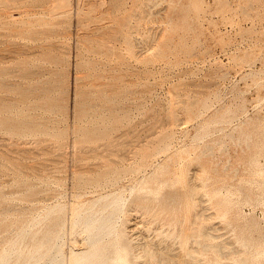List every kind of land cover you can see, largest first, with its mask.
Returning <instances> with one entry per match:
<instances>
[{
    "label": "rangeland",
    "instance_id": "rangeland-1",
    "mask_svg": "<svg viewBox=\"0 0 264 264\" xmlns=\"http://www.w3.org/2000/svg\"><path fill=\"white\" fill-rule=\"evenodd\" d=\"M8 1L9 4H15L14 0ZM39 1L41 0H29L27 3L34 9L33 5ZM42 1H47L44 3L47 8L55 5L54 0ZM18 2L15 5L18 4L19 7L24 1ZM70 3V10L67 12L69 15L66 13L69 18L65 13L63 17L61 13L49 19L56 27L58 22H64H61L58 28L53 27L54 31L46 30L55 35L43 40V47L46 48L39 50L40 56L28 57L31 58L28 60L35 59L39 74L42 75L46 71L43 76H39L40 79L36 76L35 83L28 80L21 82L18 78L28 61L25 60L27 57L12 54L13 50L27 42L21 32H16L20 26L12 32L0 29V42L4 43L0 44V48L6 46L0 55H4L5 60L11 59L4 60L0 67L6 64L5 68L12 72L6 77L8 84H14L15 80L20 81L18 85L12 86L11 83L4 89L0 88L4 91H0V97L3 94L2 97H6L8 101L7 108L0 106L4 109L3 112L0 111V146H4L0 147V157L5 156V159L0 158V210H10L4 214L0 211V247L4 249L8 246L7 241L11 240L9 237L14 236L17 228L20 229L23 218L24 227H27L33 217H43L48 208L61 205L64 207L63 248L67 261L72 241L76 239L75 247H82L80 235L71 234V207H86L101 195H111L109 199L121 195L125 202L124 209H128V212L121 218L119 228L124 231L126 239L136 246L134 250L140 262L144 260L142 248L144 250L147 243V246L152 245L154 250L160 247L159 249L169 256L184 255L182 243L173 235L181 227L192 225L186 220L190 214L186 209L188 210L187 201L191 197L189 187L193 178L192 183L195 185L192 186H205V190H197L198 194L201 192V196H204H196L197 200L200 197L201 202L198 201L197 205H200L196 206L195 213L193 212L199 214L198 218H203L196 222L198 228L196 223L193 226L197 230L205 227L216 237L204 240L201 236L198 241L218 243L224 247L227 255L229 253L228 259L220 258L219 254L211 249L203 252L202 246L199 247L194 242L195 244L190 246L198 249V254L195 253V264H207L215 258L227 264H234L233 260L238 258V253H234L241 249L238 244L241 228L250 225L253 231L248 233L249 236L264 241V204L260 201L264 192V183H260L264 176L257 174L264 164V0H71ZM79 9H82L85 15L80 13ZM91 17L96 20H91ZM127 17L131 18V21H128ZM80 20L83 26L79 24ZM124 25L126 28L128 25L133 28L129 26L126 29ZM124 34L128 35L124 39H131L126 40L133 42V47L130 43L127 44L128 41H124ZM80 41L81 44L78 45ZM56 47L58 50L62 49L61 52ZM127 47L131 50L127 51ZM10 50L11 54H4ZM59 56H62L64 61H57ZM75 78L81 79L78 88L81 84L80 89L83 91L90 89L88 86L92 87L94 94L80 93L82 97L78 95V98L75 91L78 80ZM37 79L41 83L38 85L42 91L37 85ZM31 84H36L37 90L40 88L39 92L42 93L38 92L40 95L36 97H26V100L21 98L19 91ZM20 85L28 87L20 89ZM46 85L51 89L49 93L52 94L48 93L51 97L43 92ZM53 88L55 92H52ZM101 91L107 94L103 95ZM62 94L64 97H61ZM56 95H60L59 98L62 99ZM92 95L98 98L95 99ZM83 97L89 99V102ZM107 97L110 100L104 101ZM81 103L85 113L95 105L90 109L92 117L89 113L87 116L82 113L83 110L80 112L81 108L84 109ZM172 110H176L173 111L175 115L171 113ZM77 111L83 118H80ZM169 112L174 118L177 117L176 121L173 116L169 117ZM23 115L27 117L26 120L31 121L34 130L27 128L18 132L10 130L11 128L4 124V121L8 120L21 121ZM78 127L82 130L77 131ZM88 128H94V132ZM74 131H77V136ZM17 132L23 133L20 135ZM86 134L92 137L87 138ZM111 142L114 147L119 146L113 148L114 151L110 149ZM80 147H83L81 150L86 153L78 151ZM74 151L75 154L79 152L81 157H76ZM84 153L87 155H83ZM98 153L101 154L100 157ZM109 165L111 169L115 168V172H110ZM105 166L110 176L106 173ZM213 168H216L215 171ZM100 171L104 174L99 173ZM100 174L105 177H100ZM155 175L159 177V181ZM85 179L87 182H84ZM92 179L95 183H92ZM207 179L212 181L206 182ZM242 180L246 183H242ZM113 182L114 184H111ZM240 184L244 190L240 191ZM133 186L135 189L131 191ZM148 187H151L153 192H149ZM28 189H31L30 196L34 194L33 198H27L26 194L30 193ZM32 190L37 193H32ZM246 192L251 193V200ZM140 199H147L146 203L150 206L152 204L150 217L146 216V211L142 212L135 206V201ZM224 201L230 204L225 216L224 209L218 205ZM35 208L38 209L37 213ZM151 217L155 223H152ZM174 217L182 220L183 224H177L180 228L174 224ZM3 218L6 221L1 220ZM167 218L171 220L168 221ZM12 220H15V223L19 221L17 226ZM6 222L10 224L7 226V232L6 226H3ZM10 226H13L14 231L12 228L10 230ZM37 227L39 228L33 226L31 232H36ZM13 236L12 239L16 238ZM25 238L22 246L30 245L31 237ZM143 243L145 244L142 245ZM154 244L158 247L154 248ZM160 259L161 257L152 258L146 264L174 263H160ZM14 262L11 261L10 264Z\"/></svg>",
    "mask_w": 264,
    "mask_h": 264
},
{
    "label": "bare ground",
    "instance_id": "bare-ground-1",
    "mask_svg": "<svg viewBox=\"0 0 264 264\" xmlns=\"http://www.w3.org/2000/svg\"><path fill=\"white\" fill-rule=\"evenodd\" d=\"M15 1V4H16V2H18V0H14ZM20 1V0H19ZM24 2L22 3V4H19V7L17 6V5H15V4H13V2H10V3H12V4H9V1L8 0H0V29H8L9 31H13V29H15V28H17V27H19L20 29L18 30V31H16V32H21V34L23 35V36H25L24 38L25 39H27V42L24 44V45H21V47H19L17 50H13L12 51V54L13 53H15L16 55H19V57H27V58H25V60H28V59H31V58H28V57H31V56H40V54H39V50L41 49H44V47L46 48V46H44L43 47V40H45V39H49V37H51V36H53V35H55V34H50L48 31H52L53 30V27H56V26H54L55 25V23H52L51 21H49V19L51 18L52 19V16L53 15H56V14H63V13H65V15H67L68 13V11L70 10H68V8L71 6V0H54L55 2H54V6L51 8H47V5L45 4L44 5V3L46 2L47 3V1H39V2H37V4H35V2H34V4L35 5H33V6H35V8L33 9L32 8V6L30 7V5L27 3L29 0H23ZM19 3V2H18ZM30 3V2H29ZM31 4V3H30ZM17 8V9H16ZM32 8V9H31ZM82 8V7H81ZM92 8V7H91ZM14 10H16V12H17V10H18V12L15 14L14 13ZM35 10V11H34ZM72 10V9H71ZM79 10H81L82 11V9H79ZM80 11V13H82V14H84L85 15V13H84V11H82L81 12ZM92 11V10H91ZM72 12H73V10H72ZM71 12V13H72ZM67 13V14H66ZM89 13V12H88ZM75 14V13H74ZM57 15V16H58ZM69 15V14H68ZM68 15L66 16V17H68ZM72 14H70V16H71ZM83 15V16H84ZM89 16H91L90 14H89ZM118 16V15H117ZM60 17V16H59ZM61 17H62V15H61ZM63 17H65L64 16V14H63ZM130 17V16H129ZM69 18V17H68ZM92 19L91 20H93V21H95L96 19L95 18H97L96 16H95V18H93V17H91ZM113 18V17H112ZM128 18V17H127ZM79 19V18H78ZM95 19V20H94ZM98 19V18H97ZM131 19V18H130ZM129 18H128V21H131ZM81 20H83V18H81ZM79 21V24L80 25H84L83 23H82V21ZM99 20V19H98ZM127 20V19H126ZM61 22H64V21H61ZM61 22H58L59 23V25H61ZM77 22V21H76ZM58 23H57V25H58ZM127 23V22H126ZM19 24V25H18ZM65 24H67V23H65ZM70 23H68V25H69ZM78 24V25H79ZM122 24V23H121ZM129 24V23H128ZM58 25V26H59ZM77 25V26H78ZM58 26L56 27V28H58ZM129 26H131V25H128V27L127 28H129ZM124 28H126L125 27V25L123 26ZM122 27V28H123ZM132 28H133V26H131ZM123 28V29H124ZM126 28V29H127ZM132 28H131V30H132ZM46 30H48V31H46ZM120 30H122L121 28H120ZM119 30V31H120ZM130 29H128V31H129ZM131 30H130V32H131ZM54 31V30H53ZM123 31V30H122ZM10 32V33H11ZM8 33V32H7ZM15 33V32H14ZM119 33H121V32H119ZM126 33V32H125ZM127 33H129V32H127ZM0 34H2V32L0 33ZM4 34H6L5 32H4ZM20 34V33H19ZM121 34H123V33H121ZM130 34V33H129ZM131 34H132V32H131ZM11 34H8V36H10ZM125 36H123V39H124V37H126V36H128L127 34H124ZM2 36V35H1ZM66 36V35H65ZM62 37V36H61ZM63 37H64V34H63ZM62 37V38H63ZM2 38V37H1ZM4 38V37H3ZM118 38V37H117ZM116 38V39H117ZM131 38V37H130ZM79 39V38H78ZM126 39H128V40H131V39H129V38H126ZM126 39H124V41L126 40ZM62 40H64V39H62ZM128 40H126V42L128 41ZM2 41V40H1ZM45 42V41H44ZM78 42V41H77ZM130 43V45L132 46L133 44H131V43H133V42H131V41H128V43L127 44H129ZM0 44L2 45V44H4V43H1L0 42ZM14 44V43H13ZM81 44V41L79 42V44L78 45H80ZM4 46V45H3ZM129 46V45H128ZM131 46H130V48H131ZM5 47V48H4ZM2 49L0 48V53H2L3 51L2 50H4L5 51V49H6V46H4ZM49 47V46H48ZM52 47V46H51ZM50 47V49H52ZM63 47H65V46H63ZM133 47V46H132ZM60 48H61V45H60ZM128 48V47H127ZM126 48V49H127ZM55 49V48H54ZM56 49L58 50V48L56 47ZM114 48L112 47V50H113ZM131 49H133V48H131ZM131 49H129L128 48V50L127 51H130ZM150 49V48H149ZM61 50L62 49H60V50H58L59 52H61ZM119 51V50H118ZM147 51V50H146ZM8 52H10L9 54H11V50L10 51H7V52H5L4 54H7ZM42 52V51H41ZM62 53H63V51H62ZM128 53V52H127ZM159 53V52H158ZM39 54V55H38ZM41 54H43V53H41ZM129 54V53H128ZM131 54V53H130ZM130 54H129V56H130ZM64 56H65V54H64ZM131 56H132V54H131ZM56 57H57V55H56ZM59 57H61L62 58V56H59ZM59 57L56 59L55 58V61L57 60V61H60V60H63V58L62 59H59ZM37 58H40V57H37ZM125 58H127V57H125ZM18 59V58H17ZM33 59V58H32ZM5 60V56L4 55H0V63L1 64H3V61ZM13 60V59H12ZM5 61H11V59L9 58V59H6ZM21 62H25L24 60L22 61V60H20ZM36 61H37V59H36ZM64 61V60H63ZM115 61V60H114ZM77 62H78V60H77ZM79 64V63H78ZM126 64V63H125ZM8 65V64H7ZM25 65H27V66H25V67H23L22 68V71H21V74L19 75V80L22 82L23 80L25 81V80H28V82L29 81H35V78H36V76H38L37 78H41V77H39L40 75H41V73L39 74V71L37 70L38 68H37V66H38V64L35 62V59L34 60H28L26 63H25ZM5 66H6V64H5ZM5 66L4 67H0V88L2 87L3 89H4V87L7 85V86H10V84L12 85V86H14V85H18L19 83H20V81L19 80H15V82H14V84H13V82H10V84H8L7 82H6V77H8V75L10 74V72L11 71H9L7 68H5ZM78 66V65H77ZM7 67V66H6ZM79 67V66H78ZM77 67V68H78ZM9 68V67H8ZM30 68H32V69H30ZM41 71H42V69H41ZM13 72H15V71H13ZM17 72V71H16ZM12 73V72H11ZM46 73V71L45 72H43L42 73V75L41 76H43V74H45ZM18 76V75H17ZM77 77V76H76ZM75 79H77V78H75ZM38 80V79H37ZM78 80V79H77ZM77 80H75V81H77ZM79 80H81V79H79ZM79 80L77 81V85H76V87L77 86H79L80 84H79ZM8 81V80H7ZM39 81V80H38ZM38 81H36L37 82V85H38V83L39 84H41L40 83V81L38 82ZM27 82V81H26ZM25 82V83H26ZM35 83V82H34ZM29 84V83H28ZM23 85V84H22ZM22 85H20V86H22ZM37 85L36 84H31V86H25V87H21L20 89H22V88H26V87H28V88H26V89H22L21 91H19V95H21L22 97L21 98H23L24 97V99L26 98V97H36V96H38V95H40L42 92H39L40 91V86L38 85V87H40L39 88V91L37 90L38 89V87H37ZM47 87H48V85H46ZM91 86H94V85H91ZM97 86H99V85H97ZM43 88L44 89V94L45 95H47L48 97L52 94H50L49 92H51V89L48 87V88ZM81 87H82V84H81ZM80 87V88H81ZM85 87V86H84ZM95 87V86H94ZM93 87V88H94ZM103 87L104 88H106L105 87V85L103 84ZM56 88V87H55ZM78 88V87H77ZM77 88H75L76 90V95L78 96L80 93H84V94H88V93H90V94H92L94 91H92L91 90V88L92 87H87V88H90V89H88V90H81L80 88H78V90H77ZM86 88V87H85ZM85 88H83V89H85ZM97 89H99V87H96ZM6 89V88H5ZM8 89V88H7ZM19 89V88H18ZM96 89V90H97ZM112 89V88H111ZM114 89V88H113ZM117 89V88H116ZM119 89H120V87H119ZM95 90V91H96ZM102 90V89H101ZM0 91H2V89L0 90ZM41 91H42V88H41ZM55 92V90H54V88H53V90H52V92ZM57 91V90H56ZM98 91V90H97ZM114 91H115V89H114ZM4 91H2V93H3ZM40 94H39V93ZM65 92V91H64ZM102 93L101 94H107V93H104L103 91H101ZM127 92V91H126ZM50 95H49V94ZM99 93H100V90H99ZM115 93V92H114ZM1 94V93H0ZM43 94V95H44ZM94 94V93H93ZM95 94H97L96 92H95ZM44 95V96H45ZM75 95V94H74ZM2 96H3V94H2ZM0 97V106H4L5 108H7L8 107V101H7V98L6 97ZM53 96V95H52ZM58 98H59V96L60 95H56ZM63 96V94L61 95V97ZM80 96V98L82 97L81 95H79ZM79 96H78V98H79ZM91 96V95H90ZM90 96H88V97H90ZM92 96H94V95H92ZM107 96V95H106ZM108 96H109V94H108ZM112 96H114V95H112ZM112 96H110L109 98L111 99V97ZM51 97V96H50ZM60 97V98H61ZM64 97V96H63ZM74 97H76V96H74ZM95 97V96H94ZM103 97V96H102ZM41 98V97H40ZM59 98V99H60ZM83 98H85L86 99V101H88L89 102V99L87 100V98L86 97H83ZM91 98V97H90ZM98 97H95V99H97ZM104 98V97H103ZM108 97L107 98H105V100L104 101H108V100H110ZM27 99V98H26ZM25 99V100H26ZM36 99V98H35ZM34 99V100H35ZM54 100H55V97L53 98ZM62 99V98H61ZM73 99H75L76 100V98H73ZM107 99V100H106ZM29 100V99H28ZM31 100H33V98L31 99ZM78 100V99H77ZM76 100V101H77ZM56 101V100H55ZM58 101H60V100H58ZM29 102V101H28ZM28 102H26V103H28ZM60 102H62V101H60ZM79 103L81 102L80 100L78 101ZM85 102V101H84ZM22 103V102H21ZM63 103V102H62ZM87 103V102H86ZM174 103V102H173ZM76 104V103H75ZM82 104V103H81ZM85 104V103H84ZM88 104V103H87ZM27 105V104H26ZM57 105H59V103L57 104ZM76 105H79V104H76ZM83 105V104H82ZM86 105V104H85ZM30 106V105H29ZM56 106V105H55ZM60 106V105H59ZM91 106V105H90ZM93 107L95 106V105H92ZM97 106V105H96ZM61 107V106H60ZM89 107V106H88ZM93 107H91V108H93ZM30 108V107H29ZM57 108V107H56ZM65 108V107H64ZM78 108H79V106H78ZM83 108H84V105H83ZM90 108V109H91ZM89 109V108H88ZM89 109V112H87V113H85L84 111H85V108L84 109H82L81 108V110H80V112L83 110V112L82 113H84L85 115L86 114H88L90 117H92L91 115H92V113H91V115H90V110ZM95 109V108H94ZM2 110V111H1ZM3 110L4 109H1V107H0V111L1 112H3ZM49 110V109H48ZM179 110V109H178ZM185 110V109H184ZM6 111V110H5ZM16 111V110H15ZM88 111V110H87ZM108 111V110H107ZM118 111V110H117ZM173 111H176V110H172L171 111V113H173V115H175L176 113L175 112H173ZM78 113H79V111H77ZM92 112V111H91ZM110 112V111H109ZM43 113V112H42ZM76 113V112H75ZM74 113V114H75ZM81 113V114H82ZM170 113V112H169ZM171 113H170V115H169V117H172L173 115H171ZM83 114V115H84ZM34 115V114H33ZM32 114H31V116H33ZM79 115H80V113H79ZM85 115H84V117H85ZM28 116V115H27ZM34 116H37V115H34ZM87 116V115H86ZM88 116V117H89ZM94 116V115H93ZM177 116H179L178 114H177ZM83 118V116H81L80 115V118ZM26 116L25 115H23V119L21 120V121H10V120H8V121H4V124L6 125V126H8L9 128H11L10 130H16V131H21V130H23V129H27V128H29V129H32V130H34V127H33V125L31 124V121H28L29 119H27L26 120ZM28 118H29V116H28ZM33 118V117H32ZM36 118H38V117H36ZM110 118H112V117H110ZM173 118H174V116H173ZM172 118V119H173ZM179 118V117H178ZM35 119V118H34ZM34 119H33V121H34ZM85 119V118H84ZM172 119H170V120H172ZM175 119H177V117L176 118H174L173 120H175ZM31 120V119H30ZM37 120V119H36ZM78 120H80L79 119V117H78ZM111 120V119H110ZM180 120V119H179ZM76 121V120H75ZM106 121V120H105ZM176 121V120H175ZM178 121V120H177ZM75 123H77V121L75 122ZM174 123V122H173ZM172 123V124H173ZM176 123L177 122H175V125H176ZM184 124V123H183ZM36 125V124H35ZM41 125V124H40ZM81 125V124H80ZM84 125V124H83ZM82 125V126H83ZM5 126V127H6ZM8 127H6V128H8ZM77 127V126H76ZM87 127V126H86ZM90 127V126H89ZM91 127H93V126H91ZM37 128V127H36ZM84 128V127H83ZM96 128H97V126H96ZM99 128V127H98ZM235 128V127H234ZM41 129L42 128H40V131H41ZM73 129V128H72ZM75 129V128H74ZM77 129V128H76ZM86 129V128H85ZM89 129V128H88ZM92 129V128H91ZM91 129H89V130H91ZM94 129V128H93ZM92 129V131L94 132V130ZM100 129V128H99ZM99 129H97V130H99ZM104 129V128H103ZM37 130H38V128H37ZM36 129H35V131L34 132H36L37 131ZM82 130V128H79L78 127V129H77V131H81ZM109 130V129H108ZM9 131V130H8ZM14 131H11V132H13L14 133ZM39 131V132H40ZM77 131H74V132H76L75 133V135L77 136ZM95 131H96V129H95ZM104 131H105V129H104ZM17 132V133H18ZM38 132V133H39ZM54 133H55V131H53ZM91 132V131H90ZM107 132V131H106ZM21 134L23 133V132H20ZM20 133H18V134H20ZM26 133V132H25ZM25 133H24V136H25ZM50 133V132H49ZM73 133V132H72ZM82 133V132H81ZM87 133V132H86ZM20 134V135H21ZM32 134H34V133H32ZM51 134V133H50ZM91 134V133H90ZM97 135V134H96ZM82 136H83V134H82ZM86 136H87V134H86ZM86 136H84V137H86ZM88 136H91V135H89L88 134ZM87 136V138H89ZM92 137V136H91ZM93 137H94V134H93ZM21 138V137H20ZM26 138V137H25ZM86 138V139H87ZM75 139V138H74ZM249 139V138H248ZM4 140V139H3ZM77 140V139H76ZM83 140V139H82ZM92 143V142H91ZM112 143V142H111ZM120 143V142H119ZM126 143V142H125ZM124 143V144H125ZM116 144V143H115ZM121 144V143H120ZM129 144H130V140H129ZM128 144V145H129ZM165 144V143H164ZM238 144H240V143H238ZM12 145H14V144H12ZM123 145V144H122ZM2 146V145H1ZM0 146V147H1ZM82 146V145H81ZM104 146V145H103ZM111 146V145H110ZM109 146V147H110ZM118 145H115V147L113 146V143H112V148H110V149H112L113 150V148L115 149L116 147H117ZM124 146V145H123ZM3 148H4V146H2ZM85 147V146H84ZM108 147V146H107ZM106 147V148H107ZM119 147V146H118ZM117 147V148H118ZM120 147H122V146H120ZM225 147V146H224ZM98 148V147H97ZM96 148V149H97ZM100 148V147H99ZM158 148V147H157ZM78 149V148H77ZM81 149H83V147L81 148L80 147V149L78 150V151H80ZM89 149H90V147H89ZM91 149H92V147H91ZM90 149V150H91ZM95 149V150H96ZM156 149V148H155ZM160 149V148H159ZM158 149V150H159ZM169 149V148H168ZM84 150H86V148L84 149ZM90 150H88V151H90ZM95 150H94V153H96L95 152ZM112 150H110V151H112ZM161 150V149H160ZM7 151V150H6ZM87 151V150H86ZM114 151V150H113ZM116 151V150H115ZM178 151H180V150H178ZM82 152H85V151H83V150H81V153ZM93 152V151H92ZM91 152V153H92ZM186 152H189V151H186ZM185 152V153H186ZM2 153V152H1ZM79 153V152H78ZM78 153H76L75 154V151H74V154H75V156L76 157H78V156H80V155H78ZM86 153V152H85ZM83 154V155H87V154ZM90 153V152H89ZM112 153V152H111ZM113 153H115V152H113ZM158 153V152H157ZM203 153V152H202ZM80 154V153H79ZM99 154V153H98ZM156 154V153H155ZM3 155V154H2ZM82 155V154H81ZM91 155V154H90ZM207 155H209V154H207ZM206 155V156H207ZM1 156V155H0ZM92 156V155H91ZM94 156V155H93ZM99 157L101 156V154H99L98 155ZM106 156V155H105ZM125 156V155H124ZM5 156L3 155L2 157H0V158H4ZM81 157V156H80ZM79 157V158H80ZM95 157H97V155L95 156ZM104 157V156H103ZM159 158V157H158ZM5 159V158H4ZM8 159V158H7ZM2 160V159H1ZM81 160V159H80ZM154 160V159H153ZM176 162V161H175ZM153 163V162H152ZM151 163V164H152ZM179 164V163H178ZM97 166V165H96ZM114 166V165H113ZM113 166H112V168H113ZM24 167H25V165H24ZM100 167V166H99ZM106 167V173H108V175H109V170L111 169V166L109 165L108 167V169H107V166H105ZM104 167V168H105ZM116 167V166H115ZM96 168V167H95ZM132 168V167H131ZM120 169V168H119ZM127 169V168H126ZM182 169V168H181ZM208 169V168H207ZM214 169V171H215V169L216 168H213ZM213 169H212V171H213ZM103 170V169H102ZM114 171L115 170V168H113V169H111L110 170V172L111 171ZM129 170V169H128ZM131 170V169H130ZM210 170H211V168H210ZM36 171H37V169H36ZM86 171H88L87 169H86ZM86 171H85V173H86ZM90 171V170H89ZM105 170H103V172H104ZM108 171V172H107ZM117 171H121V170H117ZM123 171V170H122ZM205 171H207V170H205ZM75 172V171H74ZM79 172H81V171H79ZM83 172V171H82ZM103 172H99V173H102V174H104ZM115 172V171H114ZM113 172V173H114ZM124 172H125V170H124ZM144 172V171H143ZM195 172V171H194ZM204 172V171H203ZM202 172V173H203ZM237 172V171H236ZM78 173V172H77ZM96 173V172H95ZM106 173L104 174V175H106ZM113 173H112V175H113ZM120 173H122V172H120ZM119 173V174H120ZM206 173V172H205ZM204 173V174H205ZM24 174V173H23ZM76 174V173H75ZM74 174V175H75ZM102 174H100V177L102 176ZM125 174V173H124ZM151 174V173H150ZM207 174V173H206ZM257 174H259V175H261V176H264V164H263V166H262V168L259 170V172L257 173ZM73 175V176H74ZM80 175V174H79ZM96 175V174H95ZM94 175V176H95ZM98 176H99V174H97ZM111 175V174H110ZM109 175V176H110ZM183 175V174H182ZM192 175V174H191ZM194 175V174H193ZM203 175V174H202ZM208 175V174H207ZM209 175H210V172H209ZM237 174L235 173V175L234 176H236ZM26 176V175H25ZM77 177H78V174L76 175ZM93 176V175H92ZM98 176H97V178H98ZM109 176H106V177H109ZM122 176V175H121ZM211 176V175H210ZM209 176V177H210ZM226 176H228V175H226ZM76 177V178H77ZM84 177V176H83ZM96 177V176H95ZM103 177H105V176H102V178ZM117 177H118V175H117ZM75 178V177H74ZM75 178V179H76ZM79 178H82V177H79ZM88 178V177H87ZM154 178V177H153ZM155 178H157V180H158V178L159 177H156V175H155ZM162 178H163V176H162ZM200 177H198V179H199ZM212 178V177H211ZM233 178H235V177H233ZM83 179V178H82ZM94 179V178H93ZM92 179V180H93ZM99 179V178H98ZM97 179V180H98ZM101 179V178H100ZM106 178H104V180H105ZM132 179V178H131ZM187 179V178H186ZM196 179V178H195ZM231 179V178H230ZM79 180V179H78ZM149 180H150V177H149ZM161 180V179H160ZM192 180H193V178H192ZM191 180V187H189V189L191 188V197L190 198H188V201H187V205H188V210L186 209V211H188L190 214H189V216H188V218L186 219L187 220V222L190 224V223H192V225H188L187 227H179V226H177V224H179L180 222H182V220L181 219H177V217H174V218H176L175 219V225L177 226V227H179L178 229V231L177 232H175L174 233V238H176L177 240H179L181 243H182V246H183V248H184V251H182V252H184V255H174V256H169L168 255V253L167 254H164L163 253V251H162V249L160 250L159 248V251H157L158 249H156V250H154V249H152L151 247H152V245L151 246H147L148 245V243H147V245H145L144 246V250H143V248H142V251H143V254H142V257L144 258V260H142L141 262H140V260H139V256L136 254V252H135V250H134V248H136V246L134 247V245H132L131 244V242L128 240V239H126V237H125V234H124V231H121L120 230V228H119V222H120V220H121V218L128 212L127 210H125L124 208H125V202H124V200L122 199V196L121 195H115V196H113L111 199H109L110 198V196L111 195H101V194H103V193H101V194H99V195H101V196H99L95 201H93L92 203H90L88 206H86L85 207V205H84V207L82 206V207H80V206H76V205H74L73 207H71L72 209V212H71V210H70V214H71V216H70V219H71V226H70V230H71V234H79L80 235V237H81V239H82V247H80L79 249L77 248V247H75V245L77 244V240L75 239V241L73 242L72 241V243H71V248H70V252H69V255H68V260L66 261V257L64 256L65 254H64V248H63V239H64V235H65V226H64V222H63V211H64V207L63 206H61V205H54L53 207H50V208H48L47 209V211H46V213L44 214V216L43 217H39V216H35V217H33V219L32 220H29V221H31L30 222V224L27 226V227H24V224H25V219L23 218V220H24V224L23 223H20L21 225H22V227H20L21 225H19V228L20 229H18L17 228V230L19 231H17V232H15V234H14V236L16 235V233L18 234L17 236H15L16 238H14V236H13V238L14 239H12L11 237H9L11 240H8L9 241V243H8V241H7V245H6V242H4L5 243V246H7L6 248L4 247V249H2V247H0V249H1V251H0V264H10V262L11 261H15L14 262V264H146L147 263V261H150L152 258L153 259H159V257H161V259L160 260H158V261H160V263H168V262H174L175 264H195V260H196V257H195V253H197L198 252V249L197 248H193V247H191L190 245H192L194 242H196L197 243V246H199V245H201L202 246V251L204 250H209V249H211V251H213L214 253H217V254H219V256H220V258H222V257H224V258H226V259H228L227 258V256L229 255V253H228V255L224 252V247L222 248L221 247V245L219 244L218 245V243L217 244H214V243H204V242H200V241H198L199 240V237H201L202 236V238L204 239V240H208V239H211L212 240V238H216L215 236H213L212 235V232L210 233V231H208L205 227V229L203 228V229H201V230H197V228L199 227V226H197L198 224V222H200L199 221V219H200V216H199V218L197 217L199 214H193V212L195 211V209L197 208L196 206H199V205H197L198 204V201L200 200V197L201 198H203V196H204V194H203V196H201L202 195V193L200 192V194H198V191H201V189H203V190H205V186L202 188L201 186L199 187L198 185V188L195 186H192L193 184L195 185V183H192L193 181ZM200 180L201 181H203L201 178H200ZM208 180H210V179H207V181L206 182H208ZM233 180V179H232ZM239 181H240V179H238ZM249 180V179H248ZM26 181V180H25ZM46 181V180H45ZM76 181V180H75ZM82 181V180H81ZM86 181V179L84 180V182ZM94 182H92V183H95V180H93ZM100 181V180H99ZM101 181H103V179L101 180ZM106 181V180H105ZM111 181V180H110ZM114 181V180H113ZM145 181V180H144ZM148 181V180H147ZM151 181V180H150ZM159 181V180H158ZM162 181V180H161ZM160 181V182H161ZM210 181H212V180H210ZM242 181H244V180H242ZM263 181H264V179H263ZM261 182L260 183V185H262L264 182ZM23 182V181H22ZM77 182H79V181H77ZM87 182V181H86ZM98 182V181H97ZM108 181H106V183H107ZM152 183H153V181H151ZM197 182V181H196ZM206 182H203L204 184L206 183ZM241 182V181H240ZM248 182V181H247ZM52 183V182H51ZM89 183V182H88ZM146 183V182H145ZM157 183H159V182H157ZM189 183V184H190ZM242 183H246V181H244V182H242ZM43 184V183H42ZM57 184V183H56ZM78 184H80V183H78ZM84 184H86V183H84ZM111 184H114V182L113 183H111ZM111 184H108V185H111ZM184 184V183H183ZM188 184V185H189ZM211 184H212V182H211ZM237 184H239L238 183V181H237ZM46 185V184H45ZM91 185V184H90ZM148 185V184H147ZM147 185H146V187H147ZM150 185V184H149ZM203 185V184H202ZM246 184H244V186H245ZM248 185V184H247ZM27 186H28V183H27ZM32 186V185H31ZM30 186V187H31ZM48 186V185H47ZM50 186V185H49ZM82 186H83V183H82ZM92 186V185H91ZM94 186H96V185H94ZM151 186V185H150ZM153 186H154V183H153ZM190 186V185H189ZM239 186V185H238ZM22 187V186H21ZM33 187V186H32ZM32 187H31V189H32ZM75 187L77 188V186H76V183H75ZM81 186H79V188H80ZM86 187V186H85ZM145 187V186H144ZM143 187V188H144ZM145 187V188H146ZM237 187V186H236ZM240 191L241 190H244V187H243V185H241L240 184ZM28 188V187H27ZM27 188H26V190H27ZM35 188V187H34ZM44 188V187H43ZM92 188V187H91ZM106 188H107V186H106ZM105 188V189H106ZM149 188V192L150 191H152V188L151 187H148ZM238 188V187H237ZM246 188V187H245ZM30 189V190H31ZM59 189V188H58ZM96 189V188H95ZM135 189V187L133 186V187H131V191H133ZM189 189H187L188 191H189ZM200 189V190H199ZM26 190H25V192H26ZM29 190V189H28ZM30 190H29V192H30ZM36 190V189H35ZM34 190V191H35ZM78 191L80 190V189H77ZM76 190V191H77ZM100 190V189H99ZM101 190H102V187H101ZM185 190V189H184ZM198 190V191H197ZM246 190V189H245ZM33 191V190H32ZM32 192V193H35V192ZM76 191H75V193H76ZM95 192H98V191H96V190H94ZM103 191V190H102ZM109 191H111V190H109ZM116 191V190H115ZM187 191V192H188ZM251 191V190H250ZM249 191V192H250ZM21 192V191H20ZM24 192V193H25ZM28 192V191H27ZM104 192V191H103ZM153 192V191H152ZM22 193V192H21ZM23 193V194H24ZM37 193V192H36ZM35 193V194H36ZM100 193V192H99ZM204 193V192H203ZM242 193V192H241ZM243 193H244V191H243ZM11 194V193H10ZM14 194V193H13ZM29 194H31V192L30 193H28V194H26V195H28V199L30 198V197H32L33 198V195L34 194H32L31 196L29 195ZM188 195H189V193H187ZM251 194V193H250ZM250 194H248L247 192H246V195H247V197H248V199H250L251 197H250ZM25 195V194H24ZM198 195H200V197H199V200H197V197H198ZM15 196V195H14ZM37 196H39V195H37ZM77 196V195H76ZM197 196V197H196ZM93 197V196H92ZM189 197V196H188ZM36 198V197H35ZM125 198V197H124ZM77 199V198H76ZM185 199V198H184ZM212 199V198H211ZM37 199H35V201H36ZM73 200V199H72ZM145 200H147V199H145ZM144 199H140V200H138L137 202L135 201V206L136 207H138L139 209H141L142 210V212H143V210L144 211H146V213L149 215L150 213H151V210H152V204H151V206L148 204V203H146V201H145ZM251 200V199H250ZM54 201V200H53ZM56 201H57V199H56ZM76 201V200H75ZM163 201V200H162ZM210 201V200H209ZM260 201H261V203L262 204H264V192L262 193V195H261V197H260ZM31 202H32V200H31ZM30 202V203H31ZM170 202V201H169ZM173 202V201H172ZM199 202H201V200L199 201ZM250 202V201H249ZM86 203V202H85ZM180 203V202H179ZM202 204H203V201H202ZM201 204V205H202ZM49 205V204H48ZM71 205H73V203L71 204ZM79 205V204H78ZM169 205V204H168ZM173 205V204H172ZM204 205V204H203ZM202 205V206H203ZM218 205L221 207V208H223L224 209V211H223V216H225L226 215V213L228 212V210H229V202L228 201H224V202H221V203H218ZM174 206V205H173ZM206 206V205H205ZM209 206V205H208ZM216 206V205H215ZM11 207V206H10ZM13 207V206H12ZM158 207V206H157ZM201 207V206H200ZM154 208V207H153ZM172 208V207H171ZM185 208H187V207H185ZM206 207H204V209H205ZM215 208V207H214ZM22 209V208H21ZM41 209V208H40ZM39 209V210H40ZM177 209L178 208H176V212H177ZM182 209H183V205H182ZM181 209V210H182ZM207 209H208V207H207ZM9 210V209H8ZM8 210H6V211H8ZM34 210H36V213H37V210L38 209H34ZM45 210V209H44ZM157 210V209H156ZM180 210V211H181ZM199 210V209H198ZM1 211V210H0ZM5 211V212H6ZM10 211V210H9ZM11 211H12V209H11ZM14 211V210H13ZM23 211V210H22ZM43 211V210H42ZM184 211V210H183ZM182 211V212H183ZM200 211V210H199ZM202 211V210H201ZM208 210H206V212H207ZM3 212V214L5 213L4 211H3V209H2V211H1V213ZM40 212V211H39ZM130 212V211H129ZM173 212V211H172ZM202 212H205V211H202ZM0 213V214H1ZM8 213H10V212H8ZM33 213H35V212H33ZM42 212H40V214H41ZM185 213V212H184ZM187 213V212H186ZM195 213V212H194ZM199 213V212H198ZM2 214V215H3ZM7 214V213H6ZM5 214V216H7ZM130 214V213H129ZM129 214H127V215H129ZM145 214V213H144ZM174 214H175V212H174ZM178 214V213H177ZM188 214V213H187ZM12 215H14V214H12ZM31 215H32V213H31ZM31 215H29L30 217H32ZM36 215V214H35ZM148 215H146L147 217H150V215L148 216ZM159 215V214H158ZM176 215V214H175ZM174 215V216H175ZM179 215V214H178ZM186 215V214H185ZM184 215V216H185ZM212 215V214H211ZM1 216V215H0ZM4 216V217H5ZM10 216V215H9ZM25 216V215H24ZM23 216V217H24ZM126 216V215H125ZM163 216V215H162ZM161 216V217H162ZM180 216V215H179ZM203 216H204V213H203ZM206 216H210V215H206ZM205 216V217H206ZM19 217H21V216H19ZM154 217V216H153ZM153 217H151L152 219H153ZM204 217V218H205ZM228 217V216H227ZM11 218V217H10ZM28 218V217H27ZM27 218H26V220H27ZM150 218V221L152 220ZM170 218H172V216L170 217ZM169 218V219H170ZM202 216H201V219L200 220H202ZM207 218V217H206ZM208 218H210V217H208ZM164 219V218H163ZM168 219V218H167ZM169 219H168V221H169ZM1 220H5V218H3V219H1ZM16 220H18V219H16ZM156 220V219H155ZM162 220V219H161ZM171 220V219H170ZM183 220H184V218H183ZM207 220V219H206ZM6 221V220H5ZM5 221H4V223H5ZM7 221H8V219H7ZM13 221V223L16 225V223H18L19 221H20V219H19V221L18 222H16L15 223V220H12ZM153 222L152 223H155L154 222V219L152 220ZM158 221H159V219H158ZM158 221H156V223L158 222ZM70 222V221H69ZM161 222H163V220L161 221ZM197 222V223H196ZM0 223H1V221H0ZM12 223V222H11ZM12 223V224H13ZM194 223H196V226H197V228L195 229V227L193 226V225H195ZM3 224V223H2ZM7 224V225H6ZM6 224L5 225H3L5 228H6V232H7V226H8V224H9V222L7 223L6 222ZM27 224V223H26ZM173 224V225H174ZM182 224H183V222H182ZM232 224V223H231ZM10 225V224H9ZM168 225H169V223H168ZM171 225V224H170ZM199 225H200V223H199ZM204 225V224H203ZM0 226H2V225H0ZM17 226V225H16ZM16 226H15V228H16ZM26 226V225H25ZM33 226H39V228L37 227V231L36 232H31V228L33 227ZM4 227H2V228H4ZM13 227V226H12ZM11 226L9 227L10 228V230H12L13 229V231H14V228H12ZM174 227V226H173ZM208 227V226H207ZM12 228V229H11ZM202 228V227H201ZM211 228V227H210ZM213 228V227H212ZM33 229V228H32ZM1 230V229H0ZM241 231H239V233H240V238L238 239V244H239V246H240V248L241 249H238L237 250V252H235L234 254L236 255V253H238V258L237 257H235L236 259L235 260H233V261H235V263L234 264H264V241L262 242L261 241V238L260 239H258L257 238V240L255 239V238H253L252 236H249L250 234H248V233H251L253 230H252V227L250 226V225H246V227H243V228H241L240 229ZM13 231H12V233H13ZM211 231H212V229H211ZM1 232V231H0ZM173 232V231H172ZM171 233V232H170ZM169 233V234H170ZM2 234H4V233H2ZM6 234H8V233H5V235ZM9 234H10V232H9ZM248 235V236H247ZM27 236H30L31 237V239H30V243L29 242H27V243H29L30 245H26V246H22V243L24 242V240L26 239L25 237H27ZM73 236V235H72ZM219 237V236H218ZM1 238H2V236H1ZM4 238V237H3ZM6 238H8V236L6 237ZM5 238V239H6ZM2 240V239H1ZM203 240V241H204ZM26 241V240H25ZM28 241V240H27ZM1 242V241H0ZM3 242V241H2ZM147 242V241H146ZM199 242V243H198ZM205 242H208V241H205ZM73 243H75V244H73ZM2 244V243H1ZM0 244V245H1ZM73 244V245H72ZM145 243H143L142 245H144ZM153 244V243H152ZM195 244V243H194ZM197 246H195V247H197ZM228 246V245H227ZM158 247V246H157ZM157 247H155V244H154V248H157ZM200 247V246H199ZM198 247V248H199ZM197 249V250H196ZM226 249H227V247H226ZM232 250V249H231ZM230 250V251H231ZM141 251V252H142ZM203 251V252H204ZM139 252V251H138ZM200 253V252H199ZM202 253V252H201ZM198 254V253H197ZM196 254V255H197ZM231 254V253H230ZM140 255V254H139ZM167 255V256H166ZM198 260V259H197ZM198 262V261H197ZM173 263V264H174ZM206 263H207V261H206ZM207 264H227V263H224V262H222L221 260H219L218 258H215V260L214 261H210V262H208Z\"/></svg>",
    "mask_w": 264,
    "mask_h": 264
}]
</instances>
